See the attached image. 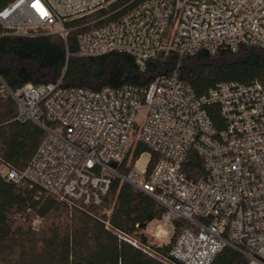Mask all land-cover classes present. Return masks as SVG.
Here are the masks:
<instances>
[{
  "label": "built area",
  "instance_id": "obj_1",
  "mask_svg": "<svg viewBox=\"0 0 264 264\" xmlns=\"http://www.w3.org/2000/svg\"><path fill=\"white\" fill-rule=\"evenodd\" d=\"M75 30H81L77 56L125 53L144 71L161 53L264 49V0H7L0 8V37L67 39ZM0 82L17 103L16 119L45 132L24 170L3 167L6 181L28 180L58 201L86 209L100 206L119 178L164 208L169 231L176 219L189 224L165 257L112 229L120 239L168 264H212L227 247L248 264H264V82H221L204 96L176 72L157 76L146 88L97 91L66 87L62 78L16 91ZM212 104L219 106L222 129L208 113ZM140 110L145 116L137 126ZM134 128L128 171L120 173ZM138 144L159 156L143 179L132 171ZM193 153L202 159L198 178L184 170Z\"/></svg>",
  "mask_w": 264,
  "mask_h": 264
},
{
  "label": "trees",
  "instance_id": "obj_2",
  "mask_svg": "<svg viewBox=\"0 0 264 264\" xmlns=\"http://www.w3.org/2000/svg\"><path fill=\"white\" fill-rule=\"evenodd\" d=\"M6 3L0 0V8ZM80 31H72L67 39L48 34L0 37V77L13 91L29 83L39 85L60 78L66 87L97 91L106 86L146 88L157 76L176 72L198 96L207 95L221 82H264V49L256 46L245 45L237 52L221 48L215 55L204 50L187 56L161 53L141 71L135 59L125 53L77 56ZM207 110L215 126L222 129L219 106L208 105ZM17 114L16 101L0 82V264H168L120 239L112 229L139 239L148 244L142 246L165 257L189 224L176 219L171 243L150 245L141 230L153 220L162 221L164 208L127 182L114 178L100 206L78 209L28 180L6 181L1 168L24 170L45 137L41 127L31 121H18ZM147 151V146L138 144L133 161ZM151 155L148 174L159 159L157 154ZM127 164L128 154L118 166L120 173L128 171ZM202 169V159L193 153L184 170L190 178H198ZM212 264H248V260L227 247Z\"/></svg>",
  "mask_w": 264,
  "mask_h": 264
},
{
  "label": "rangeland",
  "instance_id": "obj_3",
  "mask_svg": "<svg viewBox=\"0 0 264 264\" xmlns=\"http://www.w3.org/2000/svg\"><path fill=\"white\" fill-rule=\"evenodd\" d=\"M144 116H145V111L140 110L136 118L137 126H142L143 121H144ZM136 136H137V133H136V129L134 128V130H132L130 134L129 143L126 149V150H129L128 161L130 160L131 158L130 156L134 149V146H132V144L135 141ZM150 159H151V153L149 151L144 152L139 156L136 163L132 166V171L138 174L139 178L142 177L143 171L147 169ZM1 172L3 173L5 172V170L1 168ZM141 179H143V177ZM107 213H110V211H107ZM141 232L148 237V240L150 241V245L151 244H156V245L169 244L171 243V239L174 233L173 230L169 231L168 227L165 226L162 223V221H157V220H153L149 222L144 228H142ZM132 238L137 239L133 236ZM137 240L139 241V239Z\"/></svg>",
  "mask_w": 264,
  "mask_h": 264
},
{
  "label": "water",
  "instance_id": "obj_4",
  "mask_svg": "<svg viewBox=\"0 0 264 264\" xmlns=\"http://www.w3.org/2000/svg\"><path fill=\"white\" fill-rule=\"evenodd\" d=\"M113 166H116V164H113Z\"/></svg>",
  "mask_w": 264,
  "mask_h": 264
}]
</instances>
